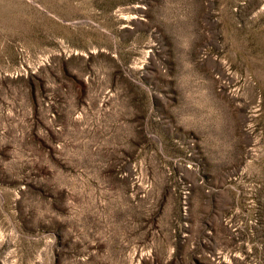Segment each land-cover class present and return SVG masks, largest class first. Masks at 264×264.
<instances>
[{"label":"rangeland","instance_id":"rangeland-1","mask_svg":"<svg viewBox=\"0 0 264 264\" xmlns=\"http://www.w3.org/2000/svg\"><path fill=\"white\" fill-rule=\"evenodd\" d=\"M0 264H264V0H0Z\"/></svg>","mask_w":264,"mask_h":264}]
</instances>
